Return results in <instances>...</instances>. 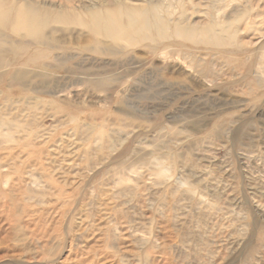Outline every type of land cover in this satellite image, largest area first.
I'll use <instances>...</instances> for the list:
<instances>
[{
	"label": "rangeland",
	"instance_id": "374dc122",
	"mask_svg": "<svg viewBox=\"0 0 264 264\" xmlns=\"http://www.w3.org/2000/svg\"><path fill=\"white\" fill-rule=\"evenodd\" d=\"M13 1L166 31L46 33L32 78L0 81V264H264V0Z\"/></svg>",
	"mask_w": 264,
	"mask_h": 264
},
{
	"label": "bare ground",
	"instance_id": "6f19581e",
	"mask_svg": "<svg viewBox=\"0 0 264 264\" xmlns=\"http://www.w3.org/2000/svg\"><path fill=\"white\" fill-rule=\"evenodd\" d=\"M46 11L35 6V3L0 0V81L7 75L8 70L17 67L10 77L13 83L22 84L32 78V72L28 71V68L39 66L48 57L52 48H58L51 44L46 33L64 30L71 34L73 26L75 29L87 31L85 32L93 38L94 50L100 48L102 44L99 39L102 38L108 40L107 48L114 52L121 49L123 42L130 46L137 45L147 32L161 34L166 31V26L152 14L151 10L133 4L87 8L80 12L73 11L71 15L61 11L48 16ZM209 33L208 30H204L202 35L208 37ZM191 34V30L177 29L175 32L178 37H189L192 40L194 36ZM25 39L30 41L27 42ZM30 47L37 48V52L30 53ZM98 52L103 53L100 49ZM65 58L61 59L66 60ZM57 61L60 62L54 60V63ZM209 161L206 160L205 163L211 164ZM217 185L215 183L211 186L212 191L217 192ZM221 191H225L224 188ZM78 264H111V259L100 254L90 263L85 261Z\"/></svg>",
	"mask_w": 264,
	"mask_h": 264
}]
</instances>
